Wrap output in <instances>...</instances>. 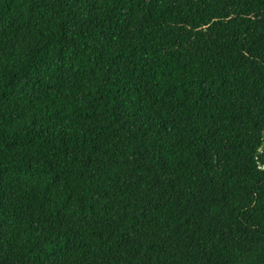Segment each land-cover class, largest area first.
Returning <instances> with one entry per match:
<instances>
[{"label":"trees","instance_id":"obj_1","mask_svg":"<svg viewBox=\"0 0 264 264\" xmlns=\"http://www.w3.org/2000/svg\"><path fill=\"white\" fill-rule=\"evenodd\" d=\"M0 264H264V0H0Z\"/></svg>","mask_w":264,"mask_h":264}]
</instances>
